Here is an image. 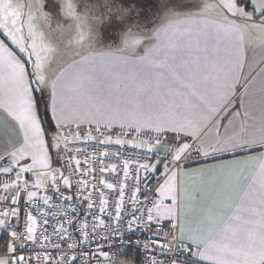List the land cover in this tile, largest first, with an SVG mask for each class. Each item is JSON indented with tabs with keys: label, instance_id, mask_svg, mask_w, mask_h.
<instances>
[{
	"label": "crops",
	"instance_id": "obj_1",
	"mask_svg": "<svg viewBox=\"0 0 264 264\" xmlns=\"http://www.w3.org/2000/svg\"><path fill=\"white\" fill-rule=\"evenodd\" d=\"M237 20L160 21L146 60L117 54L114 118L101 109L99 121L78 124L165 134L159 148L174 161L201 150L202 161L172 170L154 208L153 219L177 222L194 249L191 262L173 264H264V40L244 30L264 39V22ZM143 73L149 80L138 89L132 82ZM31 76L0 33V175L14 177L12 189L30 180L10 158L26 144L29 122L44 128Z\"/></svg>",
	"mask_w": 264,
	"mask_h": 264
},
{
	"label": "built area",
	"instance_id": "obj_2",
	"mask_svg": "<svg viewBox=\"0 0 264 264\" xmlns=\"http://www.w3.org/2000/svg\"><path fill=\"white\" fill-rule=\"evenodd\" d=\"M67 189L58 177L44 200L12 175H0V232L5 264H173L191 262L179 224L155 221L159 191L172 170L203 160L193 146L174 161L159 132L87 126L65 131ZM8 166V161H3ZM137 254L139 261L129 260ZM1 264V262H0Z\"/></svg>",
	"mask_w": 264,
	"mask_h": 264
},
{
	"label": "rangeland",
	"instance_id": "obj_3",
	"mask_svg": "<svg viewBox=\"0 0 264 264\" xmlns=\"http://www.w3.org/2000/svg\"><path fill=\"white\" fill-rule=\"evenodd\" d=\"M179 2L163 15L168 19H216L223 14L232 22L257 16L264 22V0H183L181 11ZM144 4L142 0L111 9L97 0H0V33L28 63L36 92L49 114L44 128L29 122L32 131H26V144L10 158L14 168L28 174L30 197L46 199L58 177L70 188L64 168L68 128L99 121L101 109L114 118L121 108L113 93L117 54L146 60L149 47L156 42L153 35L159 33L157 26L164 22L155 18L160 14L157 7L144 9ZM244 30L247 38L264 40L256 29L255 35L245 26ZM145 80L149 79L143 73L132 83L142 89ZM123 97L127 101L129 92ZM1 241L7 244L0 232ZM0 262L5 264V259Z\"/></svg>",
	"mask_w": 264,
	"mask_h": 264
},
{
	"label": "trees",
	"instance_id": "obj_4",
	"mask_svg": "<svg viewBox=\"0 0 264 264\" xmlns=\"http://www.w3.org/2000/svg\"><path fill=\"white\" fill-rule=\"evenodd\" d=\"M97 1L100 2L104 8L108 7L111 9H119V8H123L124 6L128 7L130 5H133L134 3L137 4L138 1H142V0H97ZM143 1H145V4H144L145 8L144 9L150 8L151 10H154L156 7L159 9L160 14H158V16H156V17L153 16L157 20L162 18L165 22L166 20L175 19L172 16H169L170 19H168V18H166V15H163V14L166 13L167 9L170 8V6L176 0H143ZM179 1H180L179 2V11H181V8H182V6H181L182 2L181 1H183V0H179ZM186 9L187 8H185L184 10H186ZM184 10H183V14H185ZM146 12H148V11H146ZM37 97H38L37 101H38L39 111L41 113L42 122L45 126L46 122L49 121V114H48V111L45 109V104L42 101L41 97L38 94H37ZM7 251H8V243L6 244L5 242L1 241L0 242V254L6 253ZM127 255L129 256V260L139 261V256L137 254L135 255L132 253H127Z\"/></svg>",
	"mask_w": 264,
	"mask_h": 264
},
{
	"label": "water",
	"instance_id": "obj_5",
	"mask_svg": "<svg viewBox=\"0 0 264 264\" xmlns=\"http://www.w3.org/2000/svg\"><path fill=\"white\" fill-rule=\"evenodd\" d=\"M236 19V18H235ZM240 19V18H239Z\"/></svg>",
	"mask_w": 264,
	"mask_h": 264
}]
</instances>
